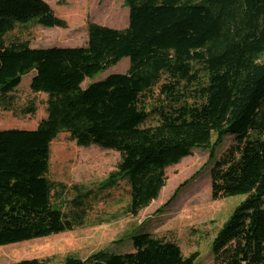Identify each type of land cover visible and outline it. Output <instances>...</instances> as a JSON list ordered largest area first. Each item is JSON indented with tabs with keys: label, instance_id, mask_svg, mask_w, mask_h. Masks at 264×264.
<instances>
[{
	"label": "trees",
	"instance_id": "16d2710c",
	"mask_svg": "<svg viewBox=\"0 0 264 264\" xmlns=\"http://www.w3.org/2000/svg\"><path fill=\"white\" fill-rule=\"evenodd\" d=\"M124 6L130 14L124 30L90 22L87 46L36 49L29 41L6 45L4 37L17 25L67 29V22L43 0H0V108L11 109L9 95L31 73V90L48 95L47 117L35 130H0V246L83 225L81 216L66 213L65 186L48 178L51 145L68 133L79 147L121 154L102 187L126 180L133 216L158 199L167 168L209 150L213 200L245 197L212 243L214 263L264 264V0H125ZM125 58V74L83 87ZM25 112L36 113L32 106ZM228 136L233 143L217 159ZM131 241V253L70 256L63 264L199 258L148 233Z\"/></svg>",
	"mask_w": 264,
	"mask_h": 264
},
{
	"label": "rangeland",
	"instance_id": "374dc122",
	"mask_svg": "<svg viewBox=\"0 0 264 264\" xmlns=\"http://www.w3.org/2000/svg\"><path fill=\"white\" fill-rule=\"evenodd\" d=\"M43 1L67 22L68 28L17 25L4 37L6 45L29 41L36 49L84 47L89 40L90 22L117 30L129 26L130 14L124 6L125 0ZM129 67L130 59L125 58L94 79H87L83 87L113 74H125ZM34 74L25 76L22 84L9 95L11 109L0 108V130H35L46 119L48 95L31 90ZM30 106L35 109L33 115L25 112ZM232 143L233 137L228 136L216 158H221ZM210 160L209 150L198 149L179 164L167 168L166 185L158 199L133 216L128 212L131 188L126 180L102 187L118 171L121 154L98 146L79 147L68 133H61L51 145L48 178L58 187L65 186L68 191L64 197L68 201L66 213L81 216L78 220H83V225L59 235L0 246V264L33 259L45 264H63L70 256L86 260L101 251L131 253V238L139 233L176 243L185 257L198 252L196 264H215L212 243L245 197L213 200V162ZM186 182L189 183L173 199L176 190ZM75 187H80L81 191H75ZM79 195L81 197L75 200Z\"/></svg>",
	"mask_w": 264,
	"mask_h": 264
},
{
	"label": "crops",
	"instance_id": "0c3cea01",
	"mask_svg": "<svg viewBox=\"0 0 264 264\" xmlns=\"http://www.w3.org/2000/svg\"><path fill=\"white\" fill-rule=\"evenodd\" d=\"M107 27V26H106Z\"/></svg>",
	"mask_w": 264,
	"mask_h": 264
}]
</instances>
